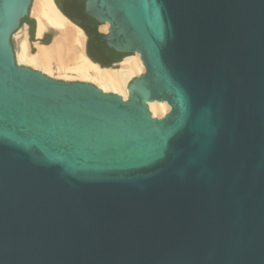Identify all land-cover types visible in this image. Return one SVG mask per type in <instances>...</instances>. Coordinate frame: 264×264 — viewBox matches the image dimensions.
I'll return each mask as SVG.
<instances>
[{"label": "water", "instance_id": "1", "mask_svg": "<svg viewBox=\"0 0 264 264\" xmlns=\"http://www.w3.org/2000/svg\"><path fill=\"white\" fill-rule=\"evenodd\" d=\"M31 2L0 0V264H264V0H84L125 98L16 61Z\"/></svg>", "mask_w": 264, "mask_h": 264}, {"label": "bare ground", "instance_id": "2", "mask_svg": "<svg viewBox=\"0 0 264 264\" xmlns=\"http://www.w3.org/2000/svg\"><path fill=\"white\" fill-rule=\"evenodd\" d=\"M30 15L35 19L36 38H41L47 29H55L56 33L48 43L33 41L32 50L27 32H16L14 53L18 63L48 75L90 81L103 90L117 92L123 98L127 96L128 81L144 69L138 53L122 57L114 67L101 66L85 52L83 29L62 13L54 0H33ZM106 29L107 23L99 26L100 31ZM148 108L152 115L162 116L169 105L166 101L152 100L148 102Z\"/></svg>", "mask_w": 264, "mask_h": 264}, {"label": "trees", "instance_id": "3", "mask_svg": "<svg viewBox=\"0 0 264 264\" xmlns=\"http://www.w3.org/2000/svg\"><path fill=\"white\" fill-rule=\"evenodd\" d=\"M62 13H65L72 22L82 27L87 34L86 53L87 56L101 66H109L112 62L120 61L126 53L119 52L106 45L102 39V33L97 30L98 22L86 14L83 10L84 0H68L70 5L62 9L58 0H54ZM22 22H27L30 31L34 26V20L25 16ZM47 43L48 41H42Z\"/></svg>", "mask_w": 264, "mask_h": 264}, {"label": "rangeland", "instance_id": "4", "mask_svg": "<svg viewBox=\"0 0 264 264\" xmlns=\"http://www.w3.org/2000/svg\"><path fill=\"white\" fill-rule=\"evenodd\" d=\"M33 1V0H32ZM31 5H32V2H31ZM31 5H30V8H31ZM30 14V13H29ZM30 18H32L34 20V26L32 28V31H30V27H29V24L27 22H22V24L15 30V32L13 33L12 35V38H13V44H14V51H15V48H16V43H17V40H16V37L18 36L19 33H22L24 30L27 32V36H28V33H29V36H28V39L31 43V49L34 50V46H33V41L35 40H38V41H50V39L54 36V34L56 33V30L55 29H47L44 34L42 35L41 38H36L35 37V19L32 17V16H29ZM97 29L99 30V26L97 27ZM18 34H17V33ZM17 34V36L15 35ZM86 35V34H85ZM85 47H86V44H87V36H85ZM117 65V64H116ZM116 65H113L116 66ZM37 69V68H36ZM49 76H52V77H55V78H61V77H57V76H54V75H49ZM65 79V78H63ZM66 80H72V79H66ZM79 80V79H78ZM90 82V81H89Z\"/></svg>", "mask_w": 264, "mask_h": 264}, {"label": "flooded vegetation", "instance_id": "5", "mask_svg": "<svg viewBox=\"0 0 264 264\" xmlns=\"http://www.w3.org/2000/svg\"><path fill=\"white\" fill-rule=\"evenodd\" d=\"M60 3V6L62 9H67V7H69L70 3L68 0H58Z\"/></svg>", "mask_w": 264, "mask_h": 264}, {"label": "crops", "instance_id": "6", "mask_svg": "<svg viewBox=\"0 0 264 264\" xmlns=\"http://www.w3.org/2000/svg\"><path fill=\"white\" fill-rule=\"evenodd\" d=\"M28 36H29V33H28ZM37 39H38V38H37ZM51 39H52V38H51ZM51 39H50V40H51ZM39 42H42V41H39ZM48 42H50V41H48ZM48 42H47V43H48ZM85 81H86V80H85Z\"/></svg>", "mask_w": 264, "mask_h": 264}]
</instances>
